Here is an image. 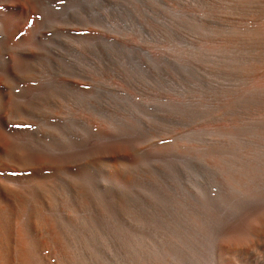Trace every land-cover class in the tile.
Here are the masks:
<instances>
[{"label":"rangeland","instance_id":"obj_1","mask_svg":"<svg viewBox=\"0 0 264 264\" xmlns=\"http://www.w3.org/2000/svg\"><path fill=\"white\" fill-rule=\"evenodd\" d=\"M25 2L15 53L39 133L96 172L120 156L104 204L121 264L221 262L222 240L264 214V0ZM262 226L234 264H264Z\"/></svg>","mask_w":264,"mask_h":264},{"label":"bare ground","instance_id":"obj_2","mask_svg":"<svg viewBox=\"0 0 264 264\" xmlns=\"http://www.w3.org/2000/svg\"><path fill=\"white\" fill-rule=\"evenodd\" d=\"M2 5L0 264H121L117 245L112 248L109 237L108 227L111 226L107 227L106 209L110 208H105L104 204L106 197L112 195L110 188L117 190L122 184L119 169H116L120 156L111 154L106 170L96 172L93 164L101 159L88 160L85 157L88 154L81 156L70 150L72 140L68 137L39 133V118H33L35 114H31L32 108L26 103L36 81L26 74V59H22L25 54L20 57L15 53L30 37L29 11L24 7L25 0ZM24 49L25 52L27 49ZM95 178L97 182L92 183ZM93 184L97 185L94 187ZM113 200L115 204L117 199L113 197ZM118 200L117 207L121 202ZM117 207L114 208L117 210ZM263 222L264 214L252 222V231L244 235L229 234L225 241L222 240L219 246L221 262L218 264H234L230 257L233 251L243 248L252 232H257Z\"/></svg>","mask_w":264,"mask_h":264}]
</instances>
